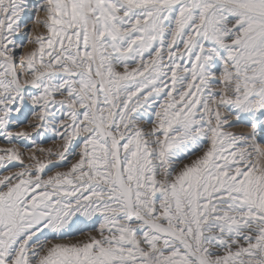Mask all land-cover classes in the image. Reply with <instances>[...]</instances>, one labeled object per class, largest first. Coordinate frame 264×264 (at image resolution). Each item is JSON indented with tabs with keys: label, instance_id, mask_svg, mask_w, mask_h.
Listing matches in <instances>:
<instances>
[{
	"label": "snow or ice",
	"instance_id": "1",
	"mask_svg": "<svg viewBox=\"0 0 264 264\" xmlns=\"http://www.w3.org/2000/svg\"><path fill=\"white\" fill-rule=\"evenodd\" d=\"M0 139V264H264V0H0Z\"/></svg>",
	"mask_w": 264,
	"mask_h": 264
},
{
	"label": "rangeland",
	"instance_id": "2",
	"mask_svg": "<svg viewBox=\"0 0 264 264\" xmlns=\"http://www.w3.org/2000/svg\"><path fill=\"white\" fill-rule=\"evenodd\" d=\"M29 27H33L34 31L32 33V36L35 37L36 35L40 34L41 32H43V29H41L39 26H33V25H29ZM33 47V45H27V48L25 50L31 49ZM145 127H148V125L146 124ZM241 129L237 128V129H233V131H240ZM8 145L5 144V142L0 139V148L6 147ZM44 147H54V145L52 144L51 141L45 143L43 145ZM24 150V149H22ZM73 238H82V237H73Z\"/></svg>",
	"mask_w": 264,
	"mask_h": 264
}]
</instances>
